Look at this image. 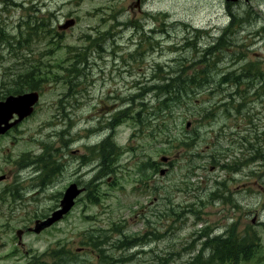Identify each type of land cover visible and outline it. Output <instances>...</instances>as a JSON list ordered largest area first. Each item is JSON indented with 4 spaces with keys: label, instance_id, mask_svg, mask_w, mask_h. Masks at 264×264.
<instances>
[{
    "label": "rangeland",
    "instance_id": "1",
    "mask_svg": "<svg viewBox=\"0 0 264 264\" xmlns=\"http://www.w3.org/2000/svg\"><path fill=\"white\" fill-rule=\"evenodd\" d=\"M262 29L264 0H0V100L27 93L22 75L42 87L0 135V264H188L224 235L252 250L224 264H264V98L241 107L264 87L235 92L264 68ZM174 78L191 85L161 116L155 87ZM71 183L74 208L29 231Z\"/></svg>",
    "mask_w": 264,
    "mask_h": 264
},
{
    "label": "trees",
    "instance_id": "2",
    "mask_svg": "<svg viewBox=\"0 0 264 264\" xmlns=\"http://www.w3.org/2000/svg\"><path fill=\"white\" fill-rule=\"evenodd\" d=\"M2 36V35H0ZM216 49V47H212L211 48V52H213ZM34 77L33 74H27V75H22L20 77V80L23 81V83L25 84L24 86L27 87V90H33L36 87L40 86V82L38 81H34L32 80V78ZM176 79V78H174ZM174 79H167L165 81H162L159 83L158 86H156L155 88H158V92H159V109H158V114L159 115H163V114H167L168 112H170V107H169V103L172 101V94L176 93V94H184L186 93V91L188 90V88L190 87L191 83L189 81H178V79L174 80ZM195 82V81H193ZM206 82L205 81H201L200 83H197L198 86H202L204 85ZM154 114L150 113L148 114V116H153ZM246 121L249 123H252L253 120L251 118H246ZM111 126H114V121L111 124ZM171 137L169 136L168 133L165 134V139H170ZM175 138V136H172V140ZM186 140H190L192 141V144L190 146H193V140H191L190 138L186 139ZM252 150L254 151L253 153V161H257V162H262L264 164V147H261L260 145L256 144L255 141L253 143L252 146ZM117 150V148L113 145L111 146V154H113L115 151ZM222 158H224L223 155H218L217 159L212 158V160L218 162L220 160H222ZM228 165L221 163L220 167L221 169H224L225 167H227ZM227 236V235H225ZM244 243V242H243ZM207 244H209L212 249L214 250L215 253H218V259L223 261V260H232L233 258L230 255H238L245 253L244 251H242L240 249V247H238L229 236L223 238V239H212L209 240L207 242ZM241 246V244H240ZM242 259L246 260V257L242 256ZM200 260H201V255L198 256V258H194V261L189 263V264H200ZM207 260V259H206ZM205 260V261H206Z\"/></svg>",
    "mask_w": 264,
    "mask_h": 264
},
{
    "label": "water",
    "instance_id": "3",
    "mask_svg": "<svg viewBox=\"0 0 264 264\" xmlns=\"http://www.w3.org/2000/svg\"><path fill=\"white\" fill-rule=\"evenodd\" d=\"M73 23H74L73 21H68L62 28H67L69 26H72ZM35 102H36L35 96L29 95V96L19 97V98H15V99L9 98V99H7V101L5 103H0V125L2 123H4V125L6 126V127L5 126L3 127L4 129L0 128V133H3L4 131L8 130L11 126H13L17 122L21 121L24 117L28 116L32 112L31 107H32V105H34ZM14 113L18 114V116H19L18 120L15 121L13 124H8V121L12 118V115ZM187 127H189V124H187ZM0 180H1V178H0ZM66 192H65V195L63 197V200L61 201L62 209L53 213L52 217L47 219L46 221H43L41 223L36 224V228L34 230L36 233H39L44 228L49 227L54 222L59 220L63 216V214H66L70 210V208L73 206L74 198L76 196H78L81 191L78 190L76 187H70L66 190ZM54 214H56V215H54Z\"/></svg>",
    "mask_w": 264,
    "mask_h": 264
},
{
    "label": "flooded vegetation",
    "instance_id": "4",
    "mask_svg": "<svg viewBox=\"0 0 264 264\" xmlns=\"http://www.w3.org/2000/svg\"><path fill=\"white\" fill-rule=\"evenodd\" d=\"M249 77H252V74L244 75V78H249Z\"/></svg>",
    "mask_w": 264,
    "mask_h": 264
}]
</instances>
